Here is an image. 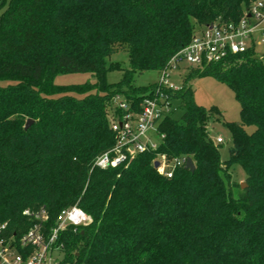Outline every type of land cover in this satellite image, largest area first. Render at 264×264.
I'll return each instance as SVG.
<instances>
[{"label":"trees","instance_id":"trees-1","mask_svg":"<svg viewBox=\"0 0 264 264\" xmlns=\"http://www.w3.org/2000/svg\"><path fill=\"white\" fill-rule=\"evenodd\" d=\"M252 1L0 0V223L8 232L31 225L27 208L44 207L53 223L76 204L91 217L61 235L76 264H264V51L188 68L168 92L178 104L158 123L157 150L127 166H94L115 143L111 98L137 104L157 82L129 88L136 73L159 72L197 30L237 22ZM118 47L127 68L108 62ZM112 69L122 70L116 83L106 79ZM72 72L95 81L54 83ZM202 76L226 84L239 104L240 121L223 122L232 141L225 161L208 128L220 111L193 99L190 82ZM158 154L190 157L195 169L167 178L153 166ZM233 164L245 172L236 195Z\"/></svg>","mask_w":264,"mask_h":264},{"label":"built area","instance_id":"built-area-1","mask_svg":"<svg viewBox=\"0 0 264 264\" xmlns=\"http://www.w3.org/2000/svg\"><path fill=\"white\" fill-rule=\"evenodd\" d=\"M264 44V0H253L243 9L240 19L233 23H212L197 30L189 43L176 51L158 73L157 86L137 104L121 93L111 98L108 122L115 135L114 145L99 154L94 166L99 168L127 166L139 153L157 150L164 135L158 131V123L174 106L170 91H176L169 81V72L181 65L202 67L217 62L228 54L244 52ZM215 143L223 142L221 136ZM154 161L159 174L170 178L174 171L185 166L184 157L168 159L158 154ZM154 163V162H153ZM22 214L31 225L19 236L9 233L6 223H0V264H76L68 258L61 240L68 227L88 224L91 217L78 205L60 210L53 223L44 207L25 209Z\"/></svg>","mask_w":264,"mask_h":264},{"label":"rangeland","instance_id":"rangeland-1","mask_svg":"<svg viewBox=\"0 0 264 264\" xmlns=\"http://www.w3.org/2000/svg\"><path fill=\"white\" fill-rule=\"evenodd\" d=\"M256 53L260 55L264 51V44L256 46ZM109 61H117L120 63L121 68L128 67V55L123 47H118L116 52H114L108 59ZM195 67L189 65H181L178 69H173L169 72V81L175 85V87L180 88L183 85V80L188 72V68ZM159 73L157 70H146L141 73H136L131 80V86L149 85L157 82ZM122 78V70L112 69L107 73V82L116 83ZM95 77L89 72H72V73H60L54 77V83L60 85L66 84H80L84 82L93 83ZM194 93V101L205 107L209 108L211 106H216L220 111V114L210 115L208 120L209 135L212 138L221 136L223 142L219 143V153L220 159L225 161L229 158V148L232 145L230 130L224 125L225 121H240L239 115V104L236 101L232 90L224 83L216 80L211 76H202L192 79L190 82ZM124 89L128 90L125 86ZM74 94V93H73ZM123 98L124 95L121 94ZM177 102H173L172 106H177ZM174 108V107H173ZM106 116L108 119L109 110L106 109ZM182 108H176L174 117L179 118L182 114ZM247 131L253 129L252 126L246 127ZM217 144V143H216ZM229 173L231 175L230 183L233 184L232 190L234 195H236L238 187L243 182L245 183V172L239 164H233L229 168Z\"/></svg>","mask_w":264,"mask_h":264},{"label":"water","instance_id":"water-1","mask_svg":"<svg viewBox=\"0 0 264 264\" xmlns=\"http://www.w3.org/2000/svg\"><path fill=\"white\" fill-rule=\"evenodd\" d=\"M31 123H32V119H28V120L26 121V123H25L24 128L27 129V128L30 126ZM153 166L156 168V167L158 166V161H154ZM184 167H185L186 169H188L189 171H194V169H195V165H194V162L192 161V159H191L190 157H188V158L186 159V162H185V166H184ZM245 185H246V183H243V182H242V183L240 184V187H241V188H244Z\"/></svg>","mask_w":264,"mask_h":264}]
</instances>
